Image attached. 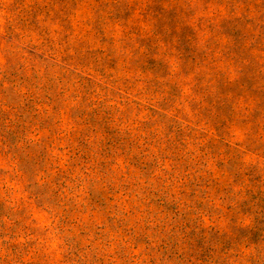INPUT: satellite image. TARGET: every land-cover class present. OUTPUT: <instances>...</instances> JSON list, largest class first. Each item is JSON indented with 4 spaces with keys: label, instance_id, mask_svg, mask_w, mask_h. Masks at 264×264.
<instances>
[{
    "label": "rangeland",
    "instance_id": "obj_1",
    "mask_svg": "<svg viewBox=\"0 0 264 264\" xmlns=\"http://www.w3.org/2000/svg\"><path fill=\"white\" fill-rule=\"evenodd\" d=\"M0 264H264V0H0Z\"/></svg>",
    "mask_w": 264,
    "mask_h": 264
}]
</instances>
